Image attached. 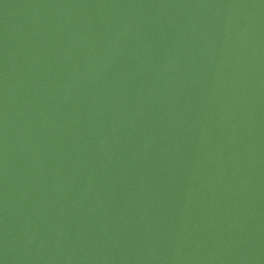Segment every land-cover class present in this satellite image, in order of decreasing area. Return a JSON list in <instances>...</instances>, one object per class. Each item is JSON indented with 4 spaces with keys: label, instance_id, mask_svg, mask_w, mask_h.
<instances>
[{
    "label": "water",
    "instance_id": "1",
    "mask_svg": "<svg viewBox=\"0 0 264 264\" xmlns=\"http://www.w3.org/2000/svg\"><path fill=\"white\" fill-rule=\"evenodd\" d=\"M0 264H264V0H0Z\"/></svg>",
    "mask_w": 264,
    "mask_h": 264
}]
</instances>
